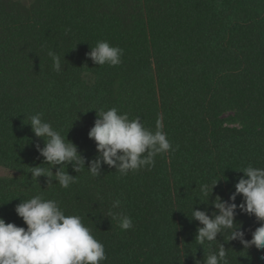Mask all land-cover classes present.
<instances>
[{"label": "trees", "instance_id": "16d2710c", "mask_svg": "<svg viewBox=\"0 0 264 264\" xmlns=\"http://www.w3.org/2000/svg\"><path fill=\"white\" fill-rule=\"evenodd\" d=\"M100 40L123 49L121 64H93L86 53ZM111 107L152 131L162 122L172 150L151 168L121 175L102 164L92 176L87 163L97 153L87 132L94 109ZM37 112L85 157L79 172L60 166L75 177L68 188L31 177L30 166L51 167L25 124ZM248 165L264 168V0H0L5 222L26 227L15 205L42 194L92 228L105 248L101 264H204L219 244L228 264H264V249H245L227 231L203 246L194 239L192 206L214 211L200 184L218 180L209 201L228 200L243 175L237 169ZM116 199L113 211L130 216L131 229L109 214ZM235 220L251 239L259 221L239 209Z\"/></svg>", "mask_w": 264, "mask_h": 264}, {"label": "clouds", "instance_id": "9594fccd", "mask_svg": "<svg viewBox=\"0 0 264 264\" xmlns=\"http://www.w3.org/2000/svg\"><path fill=\"white\" fill-rule=\"evenodd\" d=\"M48 55L54 61V69L59 72L60 57L51 51ZM86 56L93 64L116 66L122 63L123 49L100 40L90 47ZM94 110L96 118L87 132L95 143L97 153L87 163L92 176L101 174L102 164L114 168L121 175L145 166L151 168L158 154L172 150L162 122L158 121L156 130L152 131L143 125L139 117L130 119L127 113H120L116 107ZM42 117L40 112L31 114L25 124L43 140V146L36 143L35 148L43 157V162L51 167L46 169L34 165L30 166L29 172L37 182L40 176H45L47 184L53 183L54 179L61 187L68 188L75 182V177L60 166L70 164L74 172H79L85 166V157L75 143L66 135L62 136ZM55 166L58 167L53 172ZM237 170L243 175L235 182L234 192L228 200L216 195L209 201L218 180L200 184V195L206 198L201 202L211 203L214 211L209 215L192 206L191 219L199 222L194 238L198 245L210 244L217 240L218 234L227 231L228 240H238L245 249L251 246L264 249V168L248 165ZM237 195L242 197L239 204L235 202ZM197 197L200 199V196ZM120 205V199L112 201L109 214L122 230L131 229L132 218L122 211H113ZM237 209L259 221L251 231V239H245L244 231L236 226ZM14 211L26 227L5 222L0 217V264H101L107 259L104 245L93 236L92 228L83 223L80 215H66L58 201L37 194L21 199ZM204 264H228L223 244L207 255Z\"/></svg>", "mask_w": 264, "mask_h": 264}, {"label": "rangeland", "instance_id": "374dc122", "mask_svg": "<svg viewBox=\"0 0 264 264\" xmlns=\"http://www.w3.org/2000/svg\"><path fill=\"white\" fill-rule=\"evenodd\" d=\"M20 1L25 2V3H29L32 0H20ZM4 173H5V170L0 167V175H3Z\"/></svg>", "mask_w": 264, "mask_h": 264}]
</instances>
